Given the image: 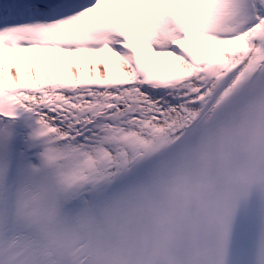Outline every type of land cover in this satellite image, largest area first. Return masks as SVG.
<instances>
[{"label":"snow or ice","instance_id":"1","mask_svg":"<svg viewBox=\"0 0 264 264\" xmlns=\"http://www.w3.org/2000/svg\"><path fill=\"white\" fill-rule=\"evenodd\" d=\"M0 264H264V0H0Z\"/></svg>","mask_w":264,"mask_h":264},{"label":"bare ground","instance_id":"2","mask_svg":"<svg viewBox=\"0 0 264 264\" xmlns=\"http://www.w3.org/2000/svg\"><path fill=\"white\" fill-rule=\"evenodd\" d=\"M33 55H40V54L39 53H34ZM43 55L49 56V55H54V54L53 53H44ZM60 56L64 57L65 59H71V57H67L63 53H60ZM88 58H89V55L87 54L86 58L83 61L87 60Z\"/></svg>","mask_w":264,"mask_h":264}]
</instances>
